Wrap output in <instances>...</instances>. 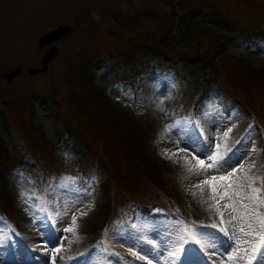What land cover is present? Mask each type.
<instances>
[{
	"label": "rangeland",
	"instance_id": "rangeland-1",
	"mask_svg": "<svg viewBox=\"0 0 264 264\" xmlns=\"http://www.w3.org/2000/svg\"><path fill=\"white\" fill-rule=\"evenodd\" d=\"M174 4L178 19L171 20ZM192 8L200 11L190 18ZM185 13L182 20L191 21L189 29L179 22ZM175 23L177 29L172 27ZM60 24H69L72 30L54 42L60 51L50 61L48 73L30 75L29 68L42 66L46 50L38 47L39 38ZM171 28L176 35L185 30L191 51L206 54L193 58L206 59L208 69L202 71L209 74L208 79L216 62L209 57L216 55L219 66L215 63L218 70L216 79H210L211 86L222 81L243 99L229 116L212 89L202 91L201 71L198 79H187L173 68L154 66V59L139 50L146 36L161 38ZM220 35L226 43L223 54L218 52ZM172 46L179 50L184 45L173 41ZM122 62L127 64L121 67ZM243 63L264 68V0H0V137L3 148L9 150L7 164L14 163L4 173L0 162V189L3 186L9 203L7 208L0 205V245L10 256L0 264L37 263L45 256L63 264H162L166 255L173 258L172 264H244L245 241L251 237L239 231V221L223 225L227 233L208 227L219 218L208 204L199 202L200 190L192 187L206 176L227 175L242 164L255 163L250 174L264 177V88L248 79ZM16 66L21 67L20 74L7 83L3 73ZM137 67L147 70L135 75ZM96 88L102 89L106 94L102 96L122 117L126 113L148 133V155L161 165L167 187H152L143 170L131 164L117 143V132L105 138V127L89 123L90 112V118H103L93 106ZM169 91L175 101L168 122L157 116L152 103L165 102ZM166 125L174 126L166 131ZM81 135L92 151L90 162L91 158L82 163L78 150L69 145L76 140L82 143ZM218 143L224 159L217 168L199 175L186 172V156L180 154V147L189 152V160L195 156L207 162ZM165 151L178 155L169 159ZM109 157L118 160L117 170ZM20 158L24 163H19ZM64 177L75 182L66 185ZM101 184L111 187L105 202L104 193L98 192ZM208 194L205 187V199ZM130 199L163 204L173 217L126 222L121 203ZM226 202L221 201L220 207ZM17 214L33 224L22 229V236L13 222ZM74 215L75 235L64 231L72 227ZM230 215L226 210L224 219L229 220ZM178 221L193 225L207 247L201 249L192 242ZM64 234L70 237L72 258L69 252H54ZM26 240L25 245L22 241ZM121 246L128 254L115 253ZM174 251L175 257L171 255ZM230 256L235 259L229 260Z\"/></svg>",
	"mask_w": 264,
	"mask_h": 264
},
{
	"label": "snow or ice",
	"instance_id": "snow-or-ice-1",
	"mask_svg": "<svg viewBox=\"0 0 264 264\" xmlns=\"http://www.w3.org/2000/svg\"><path fill=\"white\" fill-rule=\"evenodd\" d=\"M173 126L166 125V131ZM230 132L231 128L224 132L223 138L226 139ZM220 148L221 144L218 143L216 151L208 156L207 162L204 159H197L195 156H192L191 160L187 156L184 157L186 172L199 175L201 172L207 173L209 170L217 168L220 161L224 159ZM180 151L183 150L181 149ZM164 155L172 159L173 156L178 155V152L170 153L165 151ZM192 161H195V163L193 164ZM255 166V163L247 167L242 164L238 169L228 172L227 175L206 176L202 181L192 185L193 188L200 190L199 202L208 204L210 209L215 210L219 218V224L213 222L208 227L218 228L220 232L227 233V229L223 225L239 221V231L251 237L250 240L245 241L248 244V248L244 249V264H264V211H261V209H264V177L250 174ZM63 180L66 185L75 182L72 177H64ZM205 187H207L209 193L207 199L204 198ZM21 195L23 196V193ZM193 195H196V193L194 192ZM221 201H227L222 208L220 207ZM226 210L231 213L229 220L224 219ZM80 215H87V212H81ZM177 223L181 225L180 230L190 237L192 242L199 245L201 249L207 247L203 235L198 234L194 230L193 225L185 224L183 221H178ZM76 227V216L74 215L72 227L65 228L64 231L75 235ZM62 250L63 246L54 248V252L57 253ZM132 254L135 255V253ZM171 255L175 257L177 253L174 251ZM232 259H235V257L230 256L229 260Z\"/></svg>",
	"mask_w": 264,
	"mask_h": 264
},
{
	"label": "trees",
	"instance_id": "trees-1",
	"mask_svg": "<svg viewBox=\"0 0 264 264\" xmlns=\"http://www.w3.org/2000/svg\"><path fill=\"white\" fill-rule=\"evenodd\" d=\"M171 34L169 33L168 36L162 37V39L159 41V44L161 45V49L157 47V44L153 42V44L147 45V51L149 54H152L153 56H157L159 62L161 64H166L170 67L176 68L177 70H182L185 73L189 75H197V69L199 68L198 64L199 61H201V66L204 67L206 64L205 60H202L201 58H189L187 55L183 54V52L174 51L172 44L169 43V36ZM180 38L177 36L174 38L175 42H178ZM164 49V50H163ZM172 50V51H169ZM216 72V70L214 71ZM251 75L255 76L256 79H258L259 82H264V71L263 69H253ZM216 95L218 96V101L223 107L226 114L230 113L231 108L234 106V104L237 102V98L233 94H231L230 91L216 87L215 88ZM92 101L93 106L97 112H99L103 118H99L94 115V118H90V114L88 115L89 123L93 125H98L99 129L101 127H105L108 131V134L105 136V138H110L111 134L114 132H117V135H115L117 143L123 148L124 152L128 154L130 157V161H132L131 164L136 169H141L145 173V176L148 180H150L153 183V187L157 185H161L162 187H165V180L161 178V167L159 165H156V162L151 161L150 157L148 156L149 147L147 144V135L146 131H144V128L137 124L136 121L130 120L126 116H121L117 111L114 110V108L109 105V101L106 98H102L100 96V91L98 88L94 90V95H92ZM56 107V105H55ZM84 113H87L84 111ZM94 119V120H93ZM98 119L102 121V123H98ZM101 136L102 130H100ZM85 136L81 135L79 136L80 141H72L70 144L75 150H78L77 152L81 155V162L86 163V160H89L91 158V150L89 147V144L86 141H84ZM94 138V137H93ZM75 139H77L75 137ZM95 139V138H94ZM65 141V140H64ZM0 162H2V168L4 167L3 157L1 155L0 150ZM110 159V157H109ZM20 161L23 159L20 158ZM92 161V158L89 160V162ZM118 160L110 159L111 167L116 169V165H118ZM143 166V167H142ZM83 168V167H82ZM80 167V171L82 169ZM4 171V170H3ZM0 179L2 181V177L0 175ZM3 186H1L2 189ZM0 189V205L3 207H8L9 203L8 200L4 194V192ZM111 187L110 185H104L101 184L98 186V192L104 193L103 202H105V198L109 197V191ZM147 202L141 201L138 204L135 205L133 208L134 214L139 212L140 214L144 215H151L152 211L149 207H147ZM132 210V209H131Z\"/></svg>",
	"mask_w": 264,
	"mask_h": 264
},
{
	"label": "bare ground",
	"instance_id": "bare-ground-1",
	"mask_svg": "<svg viewBox=\"0 0 264 264\" xmlns=\"http://www.w3.org/2000/svg\"><path fill=\"white\" fill-rule=\"evenodd\" d=\"M160 83L163 85V83H165V81L163 83L162 82H160ZM166 97L167 98L169 97V99H167ZM164 101L165 102L162 101V103L161 102H157V101L154 102V103H152V109H154V112L157 114V116L164 117L168 121L171 118L172 114H173L172 109L174 107H172V106L174 105L173 102L175 101V97H173L171 95V92H170V94L169 93H166L165 94V100ZM128 103L131 104L130 101ZM181 149L183 150V151H180V154L182 156H188L189 155V152L187 150H185L184 148L180 147L179 150H181ZM19 209L20 208H18L17 212L20 211ZM13 222H14L15 227L17 228L16 230H17V233L19 234V236L24 235V231H22V229H25V228L33 225L31 223V221H29L26 218V216L25 215H22V214H20V215L17 214V216L14 217ZM22 242L25 245L28 243L27 240L26 241H22ZM30 246H32V243H29L28 244V247L29 248H30ZM61 246H63V250L60 251V252H58L59 254L65 255L66 252H69L68 253L69 254L68 256H70V258H72L74 256L73 254L70 253L71 250H72V243H71L70 237L68 235L64 234L63 239L58 244H55V246L53 247V249L56 248V247H61ZM4 249L5 248L2 245H0V262L1 261H6V259H8L10 257L9 256V253L7 251H5ZM77 250L78 249H76L75 253L77 252ZM114 250H115V253H118V254H120V253L121 254L126 253L125 247H122L121 249L120 248H117V249H114ZM218 254H220V253H218ZM165 257H166L165 260L167 262H169V264H172L173 258L170 257L169 255H166ZM197 257H198L197 260H200V256H197ZM23 259H25V258H23ZM62 259H64V258H62L61 256H59V260H62ZM166 261L163 260V263L162 264L167 263ZM24 262H26V261H24ZM53 262H54V264H63L64 263L63 261H58L56 258H53V260L50 261V259H48V256H45L44 257V260H41V261H39L37 263H30V264H53ZM141 264H152V263H149L148 261H143ZM153 264H156V263H153Z\"/></svg>",
	"mask_w": 264,
	"mask_h": 264
},
{
	"label": "water",
	"instance_id": "water-1",
	"mask_svg": "<svg viewBox=\"0 0 264 264\" xmlns=\"http://www.w3.org/2000/svg\"><path fill=\"white\" fill-rule=\"evenodd\" d=\"M70 31L69 26H59L54 30H51L50 32L44 34L38 41L40 46H43L44 44L51 43L52 40L68 33ZM57 53V48L54 46H49L47 52L43 55L41 61L43 63V68H31L29 70L30 73L38 72V71H45L47 63L49 60ZM20 72V69L17 68L9 73H5L4 77L7 79V81H11L14 75L18 74Z\"/></svg>",
	"mask_w": 264,
	"mask_h": 264
}]
</instances>
